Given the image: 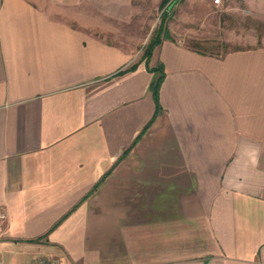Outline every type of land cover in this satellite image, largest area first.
<instances>
[{"label": "crops", "instance_id": "crops-1", "mask_svg": "<svg viewBox=\"0 0 264 264\" xmlns=\"http://www.w3.org/2000/svg\"><path fill=\"white\" fill-rule=\"evenodd\" d=\"M135 1L0 0V264H264V47L147 61Z\"/></svg>", "mask_w": 264, "mask_h": 264}, {"label": "rangeland", "instance_id": "rangeland-1", "mask_svg": "<svg viewBox=\"0 0 264 264\" xmlns=\"http://www.w3.org/2000/svg\"><path fill=\"white\" fill-rule=\"evenodd\" d=\"M136 0L134 27L145 31L148 44L174 0ZM165 5V7H163ZM171 10V11H170ZM165 27L187 47L209 54L264 47V0H178L169 8ZM144 21V23H141Z\"/></svg>", "mask_w": 264, "mask_h": 264}, {"label": "trees", "instance_id": "trees-1", "mask_svg": "<svg viewBox=\"0 0 264 264\" xmlns=\"http://www.w3.org/2000/svg\"><path fill=\"white\" fill-rule=\"evenodd\" d=\"M171 0H168L165 5ZM178 0H174L171 5ZM165 5L163 7H165ZM168 6V8L165 10V12L162 15L161 18V23L160 26L158 27L157 30H155L153 37L151 38L149 44L146 47V50L144 52L143 58L147 61H149V59L152 57L153 52L155 50V48L157 46H159L164 40H173V37L171 36V33L169 32V30L165 27V23L167 20V16L168 13L171 11H169L170 6ZM155 72L158 73L157 77L154 79L153 83H152V91L154 93V95L157 97L158 94V89L160 87V85L163 82V78H164V73H163V69L162 67H158L156 69H154Z\"/></svg>", "mask_w": 264, "mask_h": 264}, {"label": "built area", "instance_id": "built-area-1", "mask_svg": "<svg viewBox=\"0 0 264 264\" xmlns=\"http://www.w3.org/2000/svg\"><path fill=\"white\" fill-rule=\"evenodd\" d=\"M220 3H221V0H215L216 5H219ZM5 218H6V214L2 210H0V228ZM34 264H68V263L60 259H40L36 261Z\"/></svg>", "mask_w": 264, "mask_h": 264}, {"label": "water", "instance_id": "water-1", "mask_svg": "<svg viewBox=\"0 0 264 264\" xmlns=\"http://www.w3.org/2000/svg\"><path fill=\"white\" fill-rule=\"evenodd\" d=\"M176 2V1H175ZM172 6V5H171Z\"/></svg>", "mask_w": 264, "mask_h": 264}]
</instances>
